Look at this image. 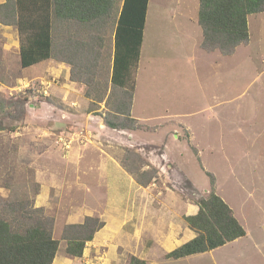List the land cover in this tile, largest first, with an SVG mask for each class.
<instances>
[{
  "label": "rangeland",
  "instance_id": "374dc122",
  "mask_svg": "<svg viewBox=\"0 0 264 264\" xmlns=\"http://www.w3.org/2000/svg\"><path fill=\"white\" fill-rule=\"evenodd\" d=\"M148 7L131 74L134 129L105 123H129L109 113L117 100L109 76L118 8L87 23L53 19V57L43 70L23 68L16 29H0V199L31 209L44 184L45 214H65L84 196L103 200L111 176L116 191L152 195L161 210L167 203L161 220L169 225L190 205L198 210L195 202L213 180L244 237L174 263L153 247L149 233L134 249L151 250L146 264H264V9L247 19V42L223 55L201 48L199 0H149ZM60 61L67 66L54 70ZM82 69L87 74H77ZM93 210L89 216L97 217L104 202ZM63 223L55 217L53 237L62 242ZM153 229L163 230V222Z\"/></svg>",
  "mask_w": 264,
  "mask_h": 264
},
{
  "label": "trees",
  "instance_id": "16d2710c",
  "mask_svg": "<svg viewBox=\"0 0 264 264\" xmlns=\"http://www.w3.org/2000/svg\"><path fill=\"white\" fill-rule=\"evenodd\" d=\"M147 4L148 0H123L116 16L109 81L111 94L117 100L116 108L109 113L113 118L125 115L129 123L105 118L111 128L136 127L135 118L129 115L134 90L131 74L140 56ZM263 9L264 0H199L197 21L202 31L201 48L217 49L225 55L232 53L249 38L248 15ZM112 11L105 0H5L0 3V23L17 26L20 65L27 67L53 57L52 17L85 23L111 16ZM77 74L87 72L82 69ZM102 100V97L98 99ZM1 126L0 123V129ZM195 204L197 212L184 216L195 235L167 252V257L208 251L245 235L232 208L214 191L213 180L209 194L200 197ZM53 224L54 217L46 215L43 207L33 205L26 209L21 201L0 199V264H52L59 244L53 237ZM103 225L104 222L94 216H85L81 223L66 224L62 232L65 251L80 256L85 242ZM124 264H146V261L128 254Z\"/></svg>",
  "mask_w": 264,
  "mask_h": 264
},
{
  "label": "crops",
  "instance_id": "0c3cea01",
  "mask_svg": "<svg viewBox=\"0 0 264 264\" xmlns=\"http://www.w3.org/2000/svg\"><path fill=\"white\" fill-rule=\"evenodd\" d=\"M4 1L5 0H0V3ZM105 3H106V6L109 8H112V10H115V8H118V10H120L123 0H105ZM148 5H149V0L147 4L146 17H147L148 8H149ZM250 15H248L247 19L250 17ZM146 17H145V23H144V29H143V39H144V32H145V27L147 23ZM53 19L55 20H74V19H68V18L52 17L51 27H50L51 35H52ZM78 22L83 23L80 21ZM11 26L16 29L15 33L19 35L15 37L18 42L17 47L19 50L20 34H19L17 26L0 23V29L2 31H8L7 27H11ZM114 31H115V25H114V29L111 34L112 47H113V42H114ZM142 44H143V40H142ZM142 44L140 47V56H141ZM214 50L219 51L217 49H214ZM230 54H227V55H230ZM140 56H139V59H140ZM112 57H113V53H112ZM47 60H52V59L50 58L43 59L27 67H32L33 65H39L42 67V70H43L44 68L43 65H45ZM64 65H66L64 62H61V61L57 62L56 67H54V70H57L60 67L62 69V67H65ZM27 67H23V68H27ZM191 137H192V134H191ZM233 141L235 143V139H233ZM109 178L110 180H107V184L106 182H104V184L106 185L107 192L104 195L103 200H102V197L100 196V198H97V199L94 197L95 200L92 197L91 201H89L84 196L82 197V199L84 200L83 204L77 205L76 207L71 206L66 211L65 214L60 213V212H54V215H52L54 217V222H55V217H61L64 222L63 225L71 224V223H81L83 222L85 216L94 215V213H92V212H95L93 210L94 204L100 201L104 202L103 212L96 213L97 217H100V216L102 217V221L104 222V225L94 233L91 240H88L85 242L82 254L80 256L69 255L67 252L64 251L66 247V240L64 239L65 241L63 240L62 242V240L59 239L58 247L59 245L63 244V254L61 253L58 254L56 251L52 264H124L125 258L128 254H133L134 256L140 259L149 261L147 260V258H149L148 255L151 250L146 251L145 248H142L139 250L134 249L135 243H139V242L144 243L145 234L149 233V237H150L149 242L151 241V244L153 245V247L155 249L157 248L161 249L163 253H167L171 251L172 249L188 241L194 236L195 234L194 231L188 227L186 221L184 220V216L195 214L197 212L196 210L197 208L195 210H192L193 205H190V212H186L183 215V217L180 216V222L178 223L172 222L168 225V223L164 222L167 219V217H165L163 221L161 220L162 219L161 213H163L164 215H167L166 214L167 211H170L169 205L167 203L162 205L163 210H161L159 209V198L155 199L153 198L152 195L146 196V198H144L143 194L129 192L131 190L128 187L126 190L120 189V191L118 190L116 191V185H117L116 180L115 179L112 180L111 176ZM131 184L133 183L130 181H127L128 186H130ZM90 190L94 191L95 189L92 190V188H90ZM46 191H47V187L44 184H41V191L36 196V205L43 207L44 209L47 210L48 193ZM86 191L88 190L86 189ZM152 201H158V202L151 204ZM153 211L155 212V216L153 215ZM233 213L235 217L237 218V215L234 210H233ZM152 218H153V223H152ZM148 220L150 221L148 222ZM238 221L241 223L239 219ZM162 222L164 225L163 230L153 229L155 224H157V227L159 228ZM151 224L153 225V227L150 230H145ZM245 235L235 238L231 241H227L223 245L232 243L236 241L237 239L244 237ZM218 247H215L208 251L212 252ZM200 253H203V252H200ZM194 254H198V253H194ZM194 254H191V255H194ZM188 256L190 255L179 257V258L167 257L165 259L170 262L173 261L174 263L175 261H182ZM149 262L151 263L152 261H149Z\"/></svg>",
  "mask_w": 264,
  "mask_h": 264
}]
</instances>
